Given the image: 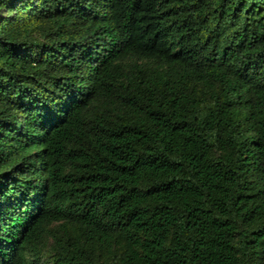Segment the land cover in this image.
Masks as SVG:
<instances>
[{
    "label": "trees",
    "instance_id": "16d2710c",
    "mask_svg": "<svg viewBox=\"0 0 264 264\" xmlns=\"http://www.w3.org/2000/svg\"><path fill=\"white\" fill-rule=\"evenodd\" d=\"M0 10V264H264V0Z\"/></svg>",
    "mask_w": 264,
    "mask_h": 264
},
{
    "label": "rangeland",
    "instance_id": "374dc122",
    "mask_svg": "<svg viewBox=\"0 0 264 264\" xmlns=\"http://www.w3.org/2000/svg\"><path fill=\"white\" fill-rule=\"evenodd\" d=\"M2 13H3V16H6V15H9L10 13H11V11L10 10H7V11H5V10H0V14L2 15ZM3 16H1V17H3Z\"/></svg>",
    "mask_w": 264,
    "mask_h": 264
}]
</instances>
